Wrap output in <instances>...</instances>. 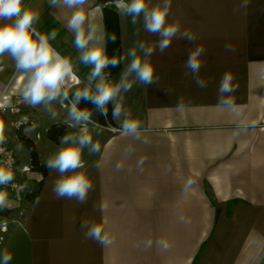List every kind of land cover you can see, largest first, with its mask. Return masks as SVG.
<instances>
[{
    "label": "crops",
    "instance_id": "obj_1",
    "mask_svg": "<svg viewBox=\"0 0 264 264\" xmlns=\"http://www.w3.org/2000/svg\"><path fill=\"white\" fill-rule=\"evenodd\" d=\"M146 2L151 7L161 0ZM241 3L171 0L167 23H178L181 32L196 39H173L163 53L157 47L159 37L144 31L142 17L132 24L130 16L116 9L122 56L138 42L157 49L150 61L158 82L133 83L121 93L123 109L140 124L139 138L121 133L123 117L114 121L116 128L88 124L100 150H88L78 170L93 185L84 204L57 199L52 186L59 174L48 168L39 198L23 201L28 211L24 223L13 220L14 204L6 202L9 232H0V253L10 252L11 264H264V0H249L247 8ZM24 6L39 13L35 26L40 32H57L53 47L62 55L69 53V95L83 89L91 67L79 62L74 33L66 27L71 10L52 9L48 0H24ZM85 13L97 26V37L106 41L98 0H90ZM226 45L233 51H226ZM195 46L205 48L199 72L207 84L203 89L185 68ZM226 72L237 88L230 94L231 108L217 105ZM23 83L14 60L7 53L0 56V103L23 101ZM181 102L183 110H178ZM48 108L55 117L45 106L23 101L20 113L6 119L3 134L11 123L30 121L24 134L38 153L44 138L37 129L46 134L63 125L67 134H79V128L64 123L66 106L53 102ZM45 141L43 148L51 157L62 147ZM39 159L46 166L40 153ZM84 221L101 225L111 243L85 239Z\"/></svg>",
    "mask_w": 264,
    "mask_h": 264
},
{
    "label": "clouds",
    "instance_id": "obj_2",
    "mask_svg": "<svg viewBox=\"0 0 264 264\" xmlns=\"http://www.w3.org/2000/svg\"><path fill=\"white\" fill-rule=\"evenodd\" d=\"M116 9L123 15L131 17L132 24H136L142 17L144 31L159 37L157 47L163 53L171 46L173 39L187 40L195 43V36L190 32H181L178 23H167L171 8V0H161L155 6H149L146 0H113ZM52 9H68L71 15L67 19L66 27L74 33V47L80 53L79 62L90 66L86 86L73 92L70 98L65 89L67 79L72 75L73 65L70 58L62 55L53 47L51 41L57 36L56 31L42 33L35 26L39 21V13L24 6V0H0V56L7 53L15 62L16 70L21 73L24 80L21 96L29 106H45L59 102L67 107L68 118L64 123L69 128H79V134H66L60 138L58 152L46 162L49 170L57 172L58 178L54 181L52 192L57 199L75 200L80 204L87 202L88 193L93 185L83 171V153L87 148L90 153L100 150L99 143H94L88 134V124L99 128L98 122L92 119L93 114L108 118L109 105L112 106V119L120 121V131L123 135L139 138L140 124L131 119V113L123 109L120 100L121 93L131 90L133 83L150 86L158 82L154 78V67L150 58L156 48L138 42L128 50L126 56H109L106 51L107 41L97 37L98 28L89 22L85 7L90 6V0H48ZM249 0H242L241 8H247ZM115 42V37L109 38ZM226 51H233L231 46H225ZM205 53L203 46H195L188 54L185 68L192 74L197 87L203 89L206 81L199 78L202 67L201 56ZM124 66L118 82L112 83L110 73L105 70ZM76 79L75 77H73ZM131 78V79H130ZM80 81L77 79V83ZM237 90L233 85V76L226 72L221 77L217 89V105L231 108L233 102L231 93ZM65 101L68 102L65 105ZM91 104L92 108L80 107L81 102ZM178 110H183V103L178 104ZM53 117L55 112H51ZM3 125L0 124V142H3ZM143 161H141L142 163ZM11 161H9V165ZM117 169L121 167L117 164ZM14 179L13 173L5 168H0V185L10 184ZM192 183L191 180L188 181ZM6 195L0 192V208L6 207ZM104 205L100 211H104ZM85 230V239H92L101 245L110 244L111 241L103 234L99 224L84 221L81 224ZM164 249L168 248L166 242H161ZM148 246H151L149 242ZM13 256L7 250L0 253V264H11Z\"/></svg>",
    "mask_w": 264,
    "mask_h": 264
},
{
    "label": "trees",
    "instance_id": "obj_3",
    "mask_svg": "<svg viewBox=\"0 0 264 264\" xmlns=\"http://www.w3.org/2000/svg\"><path fill=\"white\" fill-rule=\"evenodd\" d=\"M98 5L103 8L104 15V23L106 29V51L107 54L111 56L120 57L122 56L121 51V29H120V17L117 13L116 7L113 3V0H98ZM54 27H58L57 25H53ZM115 37V42H111L110 37ZM63 55L69 58V53L63 52ZM72 61V60H71ZM122 64L117 65L116 67L109 66L105 71L110 73V80H115L120 76L122 71ZM70 94V98H71ZM80 107H89L92 108L91 104H85V102H81ZM92 119L100 125L102 128H116L114 120L112 119V106L109 105L108 109V118H105L99 114H93ZM31 127L30 124L22 125L17 130V139L20 143L27 146L30 153V162L33 167V171L36 174L43 176V180L39 183H32L30 186L31 193L27 196L26 200L29 203H34L40 196L42 189L44 187V180L47 177L48 170L45 165H42L39 160V155L36 149V145L34 142L26 137L24 134V130ZM48 137L50 141L55 144H60V138L67 134V129L63 125H54L48 130Z\"/></svg>",
    "mask_w": 264,
    "mask_h": 264
},
{
    "label": "built area",
    "instance_id": "obj_4",
    "mask_svg": "<svg viewBox=\"0 0 264 264\" xmlns=\"http://www.w3.org/2000/svg\"><path fill=\"white\" fill-rule=\"evenodd\" d=\"M23 101L17 100L11 104L0 103V124L3 125V130L7 125L6 119L9 116L18 115L20 113ZM31 124L30 121L24 120L23 122L11 123L10 126L15 128L17 131L22 125ZM9 161L11 164L9 165ZM0 168H5L13 173L14 179L10 184L0 185V192L5 193L6 202L10 200H24L30 195V186L32 183H39L43 179L41 175L36 174L33 171L31 162L27 165H22L19 158L17 157L15 151L12 149L11 145L5 141L0 142ZM7 212L4 208H0V232L3 235L9 232V221ZM3 237L1 238V241Z\"/></svg>",
    "mask_w": 264,
    "mask_h": 264
},
{
    "label": "rangeland",
    "instance_id": "obj_5",
    "mask_svg": "<svg viewBox=\"0 0 264 264\" xmlns=\"http://www.w3.org/2000/svg\"><path fill=\"white\" fill-rule=\"evenodd\" d=\"M72 56V55H71ZM72 58L76 59L77 57L72 56ZM12 118V117H10ZM35 132L40 133V135L44 138V141H42L40 143V147H39V153L41 154V158H43L44 161H47L49 158H51V151H46L43 148V143L46 142L45 140H47L48 134H45V130L43 128L41 129H37ZM5 141L7 143H9L12 147V149L15 151L17 157L19 158L20 162L22 163V165H27L30 163V153L29 150L27 148V146H25L24 144L20 143L19 140L17 139V133L15 128H8V130L5 132V134H3ZM36 136V133H35ZM50 140V139H49ZM37 149V147H36ZM88 151V149L86 148L84 150L83 156L86 154V152ZM38 152V150H37ZM38 153V155H39ZM40 160V159H39ZM41 163V162H40ZM24 200H11L10 202L14 204L13 209H11V212L13 213V220H19V223H24L27 213L28 211L23 208V202Z\"/></svg>",
    "mask_w": 264,
    "mask_h": 264
}]
</instances>
